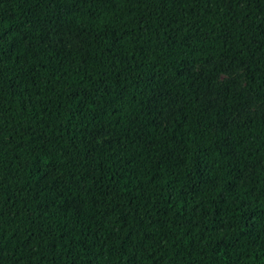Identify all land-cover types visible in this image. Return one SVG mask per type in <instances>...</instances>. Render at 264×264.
I'll return each mask as SVG.
<instances>
[{"label": "trees", "instance_id": "1", "mask_svg": "<svg viewBox=\"0 0 264 264\" xmlns=\"http://www.w3.org/2000/svg\"><path fill=\"white\" fill-rule=\"evenodd\" d=\"M215 59L255 97L206 107ZM255 101L264 0H0V264H264V114L217 126Z\"/></svg>", "mask_w": 264, "mask_h": 264}, {"label": "rangeland", "instance_id": "2", "mask_svg": "<svg viewBox=\"0 0 264 264\" xmlns=\"http://www.w3.org/2000/svg\"><path fill=\"white\" fill-rule=\"evenodd\" d=\"M46 37L44 43L60 53L66 54L73 48L84 47V33L81 31H70L62 24V21L55 20L45 24ZM204 69L213 70L219 69L222 73L213 83V87L210 89V93L204 99L206 107H211L213 103H219L223 101L224 95L228 90V85L238 84L240 90L246 91L249 98H254L255 94L249 92L247 84L249 81L247 68L242 64H234L226 59H215L214 61L196 65L192 70V75H199ZM163 100H167V104L164 106L161 112H159L160 120L164 127L167 126V119L169 116L178 111V102L169 97L167 92L159 93L155 96L152 105L160 103ZM264 114V101H255L250 105L237 107L233 117H226L217 123L219 128L227 127L234 124L237 121L244 122L253 115ZM112 136L102 135L96 133L94 140V146L104 147L108 146L111 142Z\"/></svg>", "mask_w": 264, "mask_h": 264}]
</instances>
